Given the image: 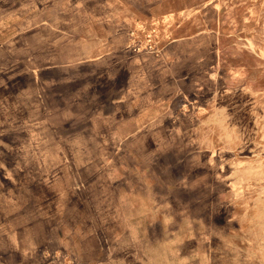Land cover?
Segmentation results:
<instances>
[{"label": "rangeland", "instance_id": "1", "mask_svg": "<svg viewBox=\"0 0 264 264\" xmlns=\"http://www.w3.org/2000/svg\"><path fill=\"white\" fill-rule=\"evenodd\" d=\"M0 264H264V0H0Z\"/></svg>", "mask_w": 264, "mask_h": 264}, {"label": "crops", "instance_id": "2", "mask_svg": "<svg viewBox=\"0 0 264 264\" xmlns=\"http://www.w3.org/2000/svg\"><path fill=\"white\" fill-rule=\"evenodd\" d=\"M134 147V151H138L137 145ZM148 153H151V155L149 154L150 157H146L144 165L145 167L149 166L155 177L161 180L162 183L163 180H166L165 185L168 186V181L173 179V183L170 185L176 186L179 180L185 178V161L183 159V154L179 151V149L176 147H165L163 150L158 151L153 148V150ZM189 170H191L190 167ZM81 245L79 244V248Z\"/></svg>", "mask_w": 264, "mask_h": 264}]
</instances>
